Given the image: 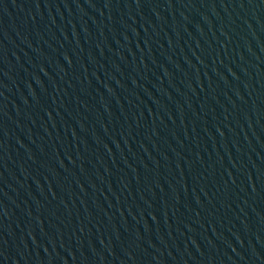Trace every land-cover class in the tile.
Here are the masks:
<instances>
[{"label": "water", "instance_id": "obj_1", "mask_svg": "<svg viewBox=\"0 0 264 264\" xmlns=\"http://www.w3.org/2000/svg\"><path fill=\"white\" fill-rule=\"evenodd\" d=\"M0 264H264V0H0Z\"/></svg>", "mask_w": 264, "mask_h": 264}]
</instances>
